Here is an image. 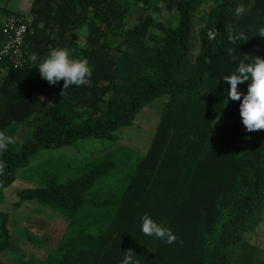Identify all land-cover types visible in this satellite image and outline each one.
Wrapping results in <instances>:
<instances>
[{"label": "trees", "instance_id": "1", "mask_svg": "<svg viewBox=\"0 0 264 264\" xmlns=\"http://www.w3.org/2000/svg\"><path fill=\"white\" fill-rule=\"evenodd\" d=\"M241 3L248 11L236 19ZM137 8L144 12L131 27L127 17ZM1 10L0 32L2 21L18 14ZM163 11L171 22L155 21ZM228 24L249 40L230 43ZM260 27L264 0H32L27 57L36 53L38 64L51 49L67 48L72 58L88 59L92 76L61 96L64 81L50 85L30 61L0 62V131L14 137L19 126L29 128L0 155V205L41 149L82 138L117 143L119 129L143 108L168 99L146 153L118 160L111 150L66 176L46 169L37 186L21 189L17 206L37 202L66 220L56 225L33 215L22 236L37 252L20 259L9 214L0 210V255L15 264H121L131 249L140 264H264V250L246 236L264 219V130L247 132L243 97L228 99L223 81L238 67L228 49L238 59L264 58ZM249 83L238 90L246 94ZM144 215L170 228L176 242L144 235Z\"/></svg>", "mask_w": 264, "mask_h": 264}, {"label": "rangeland", "instance_id": "2", "mask_svg": "<svg viewBox=\"0 0 264 264\" xmlns=\"http://www.w3.org/2000/svg\"><path fill=\"white\" fill-rule=\"evenodd\" d=\"M31 3L32 0H0V8L4 9L1 10V14L6 13V11H13L30 17ZM142 12H144L142 8H137L134 13L128 14L127 19L131 27L135 25L137 15ZM155 21L157 23L171 22V15L167 11H163L156 14ZM205 21V14L195 20V29L192 34L194 50H197L199 46L198 34ZM152 31L161 33L157 27L153 28ZM81 35L85 39V34ZM167 99L168 96L165 95L148 104L138 114L132 125L120 128L118 134L121 139L117 143H111L107 139L82 138L71 145L43 148L29 166L19 170L17 180L5 189V201L0 205V210L9 214V225L13 230L12 247L20 259H34L37 252L30 242L22 236L33 215L40 216L56 225H62L66 219L37 202H26L22 206H17L16 201L20 199L19 191L25 187L37 186L38 179L48 176L46 169H50L52 173L61 177L77 171L78 168L82 170L87 162L99 160L102 157L106 158L107 152L111 150L115 151L112 157L118 158V160L123 157H134V151L147 152ZM28 132V127L19 126L14 134L16 141L25 140ZM258 227L256 232H248L246 236L264 250V223ZM16 262L18 261L14 257L5 254L0 255V264H15Z\"/></svg>", "mask_w": 264, "mask_h": 264}, {"label": "clouds", "instance_id": "3", "mask_svg": "<svg viewBox=\"0 0 264 264\" xmlns=\"http://www.w3.org/2000/svg\"><path fill=\"white\" fill-rule=\"evenodd\" d=\"M247 11L248 9L243 3L238 4L235 8L234 17L240 19ZM225 29L229 33L228 39L232 44L239 40H243L244 43L249 40L243 32L233 34L230 24L225 25ZM257 36L264 38V27L257 30ZM228 55L234 62L238 63L235 72L223 77V81L230 85V90L227 92L228 99L241 101L243 97L239 105V114L247 132L264 130V58L254 56V59H250V56L245 54L243 59H238L234 55L233 49H228ZM38 59L36 53H31L26 62L30 61L33 65H36L35 68H38L41 77L50 85H56L60 81H64L61 96L72 86L85 85L92 76V68L88 59L72 58L71 52L67 48L51 49L48 56L37 64ZM246 81H250V83L247 93L244 94L238 90V86ZM16 143L15 137L0 131V155L8 150L9 145H15ZM5 167L6 164L0 161V172ZM141 230L144 235L154 236L167 244H173L177 240L170 228L162 226L148 215H144L142 218ZM135 254L131 249L126 251L121 264H140L139 260L134 259Z\"/></svg>", "mask_w": 264, "mask_h": 264}, {"label": "built area", "instance_id": "4", "mask_svg": "<svg viewBox=\"0 0 264 264\" xmlns=\"http://www.w3.org/2000/svg\"><path fill=\"white\" fill-rule=\"evenodd\" d=\"M29 28V17L22 14H12L2 21L0 32V62L8 59L19 67H25L28 62L24 50L25 37ZM217 30L210 31L213 38Z\"/></svg>", "mask_w": 264, "mask_h": 264}, {"label": "crops", "instance_id": "5", "mask_svg": "<svg viewBox=\"0 0 264 264\" xmlns=\"http://www.w3.org/2000/svg\"><path fill=\"white\" fill-rule=\"evenodd\" d=\"M145 153H146V152H145ZM263 220H264V219H263ZM262 223H264V222L262 221L261 224H262ZM261 224H260V225H261ZM260 225H259V226H260ZM258 228H259V227H258ZM258 228H257V229H258ZM257 229H256V230H257ZM255 232H256V231H255ZM252 241H253V240H252ZM253 242H254V241H253Z\"/></svg>", "mask_w": 264, "mask_h": 264}]
</instances>
